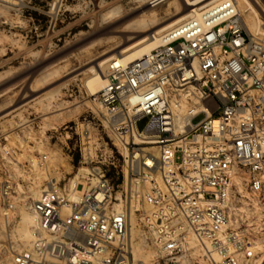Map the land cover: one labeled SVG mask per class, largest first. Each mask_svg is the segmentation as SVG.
Here are the masks:
<instances>
[{
  "label": "built area",
  "instance_id": "obj_1",
  "mask_svg": "<svg viewBox=\"0 0 264 264\" xmlns=\"http://www.w3.org/2000/svg\"><path fill=\"white\" fill-rule=\"evenodd\" d=\"M103 74L89 98L105 123L120 142L127 137L126 152L150 145L157 155L126 153L121 183L97 169L86 189L69 181L41 191L25 205L32 240L13 264H137L149 248L162 258L154 264H197L194 242L206 264H251L234 198L239 181L264 201V40L247 32L236 0L202 4L154 47L108 62ZM12 193L5 180V211ZM139 194L149 209L133 234Z\"/></svg>",
  "mask_w": 264,
  "mask_h": 264
},
{
  "label": "rangeland",
  "instance_id": "obj_2",
  "mask_svg": "<svg viewBox=\"0 0 264 264\" xmlns=\"http://www.w3.org/2000/svg\"><path fill=\"white\" fill-rule=\"evenodd\" d=\"M149 1L0 0V192L5 180L13 189L8 211L0 202V264H13V255L30 246L34 223L25 205L42 190L69 181H80L78 189H86L98 170L113 182L119 177L121 183L126 153L130 157L139 147L156 157L157 148L150 145L132 146L126 152L85 86L92 76L90 68L105 72L108 62L96 67L97 56L119 54L130 36H150L152 31L141 32L149 14L155 21L168 22L184 3L164 0L150 6ZM249 2L257 19L250 9L236 4L241 17L253 19L261 31L255 35L264 40V0ZM128 185L127 181V190ZM234 199L253 246L251 264H264V201L253 199L239 181ZM131 200L135 233L148 206L140 194ZM128 204L127 195V209ZM146 251L136 257L139 262L154 264L156 257L162 261L154 250ZM189 253L197 264H206L196 242L189 245Z\"/></svg>",
  "mask_w": 264,
  "mask_h": 264
},
{
  "label": "bare ground",
  "instance_id": "obj_3",
  "mask_svg": "<svg viewBox=\"0 0 264 264\" xmlns=\"http://www.w3.org/2000/svg\"><path fill=\"white\" fill-rule=\"evenodd\" d=\"M4 1H7V0H4ZM153 1L154 0H150L148 2V4L150 6L155 5L156 3L155 2L152 3ZM208 1H210V0H184V3L182 5L183 8L181 7L182 9H180L178 11L176 10L177 12L174 15L175 18L173 20L168 21V22L155 21L153 19L152 15L149 14V20H147L146 23H144V29L141 32H151L152 31V34L150 36H145V35L140 36V37L138 36V38L135 36L134 37L133 36L128 37L126 39V42H128L127 44H125V42H124V44H122V42H121V44H122L121 51L117 55L111 54L110 52H102V54H100L99 56H97L94 59V62L96 63V67H102L105 63L113 61V60H115V61H118L120 59L129 60V59H132L135 56H137L139 53H141L143 51H147L148 49H151L152 47H154L157 44L159 35L162 32H164L168 28L176 25L177 23L181 22L182 20H184L185 18H187L188 16L193 14V11H197L199 6H201L202 4H205ZM249 1L250 0H236V2H238L239 5H242L243 7H245V9H250L252 12V16L257 19L258 13L253 8V6L251 5V3ZM186 8H189V10L187 12H184V9H186ZM241 18H242L243 24H244L247 32L250 35H255V34L261 33V31L259 30V28H257V25L254 23L252 18H249V17H246V18L241 17ZM89 71L92 72V76L89 77L85 81V86H86V88L90 94H94L103 86V84L105 83V78H104V74L101 75L97 72H94L93 68H90ZM126 139H127V137L124 136L123 140L122 139H120V140L124 144ZM151 147H155V146H151ZM137 156L140 157L141 154L135 155V157H137ZM145 161L148 163L149 158L145 157ZM92 181H93V178H92ZM72 183H75V182H72ZM44 190H42V191H44ZM148 209H149V207H148ZM29 220L31 223H34V219L32 216H29ZM130 224H131V222H130ZM133 231H135V230H133ZM137 264H144V263L138 262Z\"/></svg>",
  "mask_w": 264,
  "mask_h": 264
}]
</instances>
